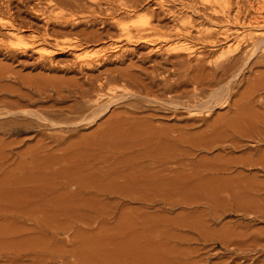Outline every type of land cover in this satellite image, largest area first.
<instances>
[{
	"label": "rangeland",
	"instance_id": "rangeland-1",
	"mask_svg": "<svg viewBox=\"0 0 264 264\" xmlns=\"http://www.w3.org/2000/svg\"><path fill=\"white\" fill-rule=\"evenodd\" d=\"M162 1L166 8L159 6ZM6 3L16 17L38 28V36L46 34L52 43L83 40L89 56L119 40L120 22L134 36L144 25L150 32L141 35L158 40L163 50L194 46L205 57L200 64L192 59L191 72L205 66L225 73L217 87L230 103L203 120L171 104L194 100L191 85L184 97L161 92L148 97L138 95L132 82L118 80L115 87L135 95L113 103L116 111L96 123H79L67 111L62 123L51 118L53 123H44L47 130L0 132V264H264V24L255 22L261 8L264 17V0H0L3 10ZM50 7L59 15L85 17L78 18L75 33L54 31L45 25V16L54 15ZM177 30L184 36L175 37ZM82 33L103 36L99 42ZM129 48L108 54L89 77L131 70L159 85L175 63L188 61L144 43ZM73 57L54 55L42 69L31 53L19 63L0 57V68L40 83H83ZM66 100L57 108L77 104Z\"/></svg>",
	"mask_w": 264,
	"mask_h": 264
},
{
	"label": "bare ground",
	"instance_id": "bare-ground-1",
	"mask_svg": "<svg viewBox=\"0 0 264 264\" xmlns=\"http://www.w3.org/2000/svg\"><path fill=\"white\" fill-rule=\"evenodd\" d=\"M8 1V0H5ZM95 1V0H94ZM99 1V0H98ZM99 3V2H98ZM7 4V6H6ZM5 8L6 10H3L0 7V30L1 31H5V34H0V57H3L4 60H12V61H16L18 62L20 59H23L24 57L26 58L27 55H29L30 53L32 55H37L38 56V60L41 61L39 63L38 61V65L37 68H43L45 62H49L52 61V57H54V55H59V54H63V53H71L74 57V70H76L78 72V74L81 76H83L82 78H86L83 83L76 81V83L74 84H68L67 86H61V85H54V83H40V82H36V81H30L28 79H22L18 76V74L13 71L10 68H0V132H2V135H18V134H25V133H31L33 131H35V129H44L47 130L45 128H48L49 126L44 124L46 122H51L50 120H55L57 122L62 123L61 121L63 120L64 116H66V112L68 111L70 116L74 118V120H79V123H83V122H88V123H96L98 122L99 119H102V117H104V115H108L109 113L113 114V111H116L114 108L116 107H112L111 105L116 102H119L120 100L124 99L125 97H132V95H135V93H131L128 94L125 92V90L123 89H119L117 87H115V83L118 82V80L123 81L127 84L129 83H133L135 88L138 91V95L140 94H144L145 96L148 97H156V93L161 92L162 94H182L183 97L185 95H187L186 90H184V88H186L187 86L191 85L193 87V92L195 95V99L194 100H189L187 104H181L180 102H171V104L173 106H175L176 108H181V109H185L186 111H188L190 114H193V116H197L198 115H202L204 118L203 120H205V116H209L212 112L217 111V109L221 108L222 106H226L229 105L228 103H230L228 101V99L224 98V93H223V89L220 87H217L221 81V79L223 78V76L225 75V73H223L222 75H220L219 71H214V70H207V68L205 66H201L200 68H198L196 74L194 72H191L192 66L195 67L194 65L191 66V64H193L194 62H192V59L198 58L201 60H197L196 62H200L202 63L204 61V54L201 53L202 52H198V49H196V47L194 46H188V47H181L184 45H170L167 46L168 48L166 50H163L165 46H160L159 44H157V42H159L158 40H154V39H149V37L145 38L144 35H141L142 33H145L147 31L150 32V29L148 28H142V27H138L137 25V34L136 36L133 35V33L128 29V26L126 27V25L122 22L117 23L116 25L119 27L121 34H120V38L119 40H114L112 43H110L111 41H109V43H104L106 45H104L102 48H100L98 51L95 50L93 52L94 56H89V52H85L88 56H86V54L83 52V50H85L84 48V43L78 39H75L73 41H69L66 43H60L62 41H60L59 43H52L50 39H52L51 37L47 36L45 34L46 37L43 36H38V28L34 29V24L30 23V22H26L25 20H21L20 18H18L19 16H15L12 13V8H11V4L6 3ZM94 4V3H93ZM112 5V4H111ZM39 6V4H38ZM100 6V4H99ZM159 6H161V8H163L165 6V4H163V1L160 2ZM33 8V7H32ZM41 9V7H39ZM81 8V7H80ZM111 8V7H110ZM114 8V7H113ZM166 8V7H164ZM95 9V8H94ZM34 10V9H33ZM39 10V9H38ZM44 10V9H43ZM42 10V11H43ZM51 10V7L50 9ZM93 10V9H92ZM32 11V10H31ZM122 11V10H121ZM120 11V12H121ZM127 11V10H126ZM264 11V10H263ZM48 12V10H47ZM52 14L54 15H48L47 17L45 16V13H40L37 12L36 10V14L37 17H43L45 16V18L43 17L42 19H45V25L47 27H52L55 28L54 31H56L58 28H62L63 29H71L69 30L72 31L73 33H75V29L76 27H78V23L79 20L81 19V17H85L83 16H79L80 19H78L79 17L76 18V16L70 14L68 17L61 14H57L55 13V9L50 11ZM49 12V13H50ZM60 12V11H59ZM86 12V11H85ZM92 12V11H90ZM106 12V11H105ZM125 12V10H124ZM123 12V13H124ZM48 13V14H49ZM95 13V12H94ZM117 13V12H116ZM33 14V13H32ZM89 14V13H88ZM186 14V13H185ZM18 15V14H17ZM35 15V13H34ZM68 15V14H67ZM91 15V14H90ZM115 15V14H114ZM118 14H116L117 16ZM258 18H256V23H260V24H264V17L262 15V8L260 9L259 13H258ZM5 16V17H4ZM88 16V15H86ZM111 16V15H110ZM36 17V19H37ZM95 17L96 14H95ZM94 17V18H95ZM99 17V16H98ZM91 18V17H90ZM115 18V17H114ZM96 19V18H95ZM116 19V18H115ZM192 19V18H191ZM86 21V20H85ZM147 21V20H146ZM52 22H54L52 24ZM117 22V21H116ZM114 23V22H113ZM138 23V22H137ZM188 23H191V21H189ZM145 24L147 25L148 23L145 22ZM256 24V25H257ZM259 24V25H260ZM80 25V24H79ZM104 25V24H103ZM149 25V24H148ZM45 26V27H46ZM91 26V25H90ZM134 26V25H133ZM212 26V25H211ZM216 26V25H215ZM255 26V25H253ZM264 26V25H263ZM261 26V28L263 27ZM151 27V26H150ZM154 27V26H153ZM218 27V26H217ZM258 27V25H257ZM40 28V27H39ZM48 28V30L50 29ZM57 28V29H56ZM104 28V27H103ZM135 28V27H134ZM152 28V27H151ZM256 28V27H255ZM118 29V30H119ZM156 29V28H152ZM214 29V27H213ZM47 30V31H48ZM51 30V29H50ZM60 30V29H59ZM58 30V31H59ZM40 31V29H39ZM156 31V30H155ZM183 31V30H182ZM181 30H177L175 37H183L184 34ZM185 31V29H184ZM27 32H31L32 33V38H27L28 36H30L29 33L28 35L26 34ZM158 32V31H157ZM228 32V30H227ZM230 32V31H229ZM52 33L54 34V36L56 35V33H54L52 31ZM52 33L48 34L51 35ZM62 33V32H61ZM59 31V35L61 34ZM66 32H64L65 34ZM71 33V32H70ZM89 33V32H88ZM155 33V32H153ZM186 33V32H185ZM189 33V32H188ZM68 34V33H66ZM84 34V36L86 38H91L93 37L98 39V41L100 42V40L102 39V34L103 33H99L98 35H96L97 33H95L92 36H89L88 34L82 33ZM109 34V33H107ZM152 34V33H151ZM156 34V33H155ZM190 34V33H189ZM222 34V33H221ZM226 34V33H225ZM224 34V35H225ZM228 34V33H227ZM260 36V33H257ZM27 35V36H26ZM73 35V34H72ZM78 35H81V33ZM96 35V36H95ZM52 36V35H51ZM147 36H149L147 34ZM157 36V35H156ZM187 36V35H186ZM223 36V35H222ZM226 36V35H225ZM75 37V35H74ZM80 37V36H79ZM161 37V36H160ZM165 37V36H164ZM169 37V36H168ZM167 37V38H168ZM173 37V36H172ZM173 37V38H175ZM228 40L230 38V34L227 35ZM255 37V38H257ZM55 39V38H54ZM89 39H85L90 41ZM114 39V38H113ZM170 39V38H169ZM168 39V40H169ZM226 39V38H224ZM264 39V37H263ZM166 40V42L168 41ZM173 40V39H170ZM55 41L57 42V40L55 39ZM97 40H95L96 42ZM165 41V40H164ZM86 42V41H85ZM87 43V42H86ZM102 43V42H101ZM138 43H144L145 45L148 46H153L154 51H164L170 55H175L176 58L175 59H182V55L187 56V60L186 61V57L183 58L185 59V61L181 62H177L178 64H174L173 62H171L169 59L168 61H170V63L174 64L175 69H173V71H169L170 73H168L169 75H171L170 77L166 76L162 79V82L159 83V85L155 82H153L152 80H155V78L153 77L152 80H150L148 83L145 81V79H143L141 77V75L138 74V72H131L130 71H119V70H114L110 73H104V74H100L99 76H97L96 78H91L89 77V73L94 72L99 70L100 68H102L108 57H110V55L108 56V54H124L126 52H128L129 50H131L129 48L130 45H135L137 46ZM100 44V43H99ZM173 44V43H172ZM215 44V43H214ZM88 45V43H87ZM86 45V46H87ZM187 45V44H186ZM185 45V46H186ZM207 45V44H206ZM216 45H218L217 43L215 44V47H217ZM85 46V47H86ZM160 46V47H159ZM89 47V46H88ZM87 47V48H88ZM91 47V46H90ZM96 49V48H95ZM86 51V50H85ZM93 51V50H92ZM92 53V52H91ZM173 53V54H171ZM167 54V55H168ZM171 56V57H172ZM124 57V56H123ZM169 58V56H168ZM174 58V57H173ZM3 60V59H2ZM109 60V59H108ZM173 61V60H172ZM175 61V60H174ZM109 62V61H108ZM167 62V61H166ZM181 62V63H180ZM212 62V61H211ZM210 62V63H211ZM216 62V61H215ZM15 63V62H14ZM19 63V62H18ZM199 63V64H200ZM206 63V62H205ZM13 64V63H12ZM168 64V63H167ZM218 64V63H217ZM14 65V64H13ZM46 65V64H45ZM162 65V64H161ZM209 66V65H208ZM9 67V66H8ZM160 67V66H159ZM158 67V69H160ZM211 67V66H210ZM230 67V66H229ZM46 69V66H45ZM133 69V68H132ZM143 69V68H142ZM162 69V68H161ZM70 70V69H69ZM125 70V69H124ZM165 70V69H164ZM163 70V71H164ZM106 72V71H105ZM141 72V70H140ZM155 72V71H153ZM225 72V71H224ZM151 73V72H149ZM147 73V75L149 74ZM166 73V72H164ZM153 74V73H152ZM159 74V73H158ZM162 74V72H161ZM145 75V74H144ZM160 76V75H158ZM173 77V78H171ZM26 78V77H25ZM78 79V78H77ZM161 79V78H160ZM125 83H122L123 85ZM121 84V85H122ZM126 86V85H124ZM228 88V87H227ZM188 89V88H187ZM226 90V89H225ZM231 92V91H230ZM130 93V92H129ZM67 94V95H66ZM228 94V93H226ZM137 95V94H136ZM159 94H157L158 97ZM226 97V96H225ZM136 98V97H135ZM138 98V96H137ZM136 98V99H137ZM66 99H73L77 104L75 106H70V108L68 110H66L65 108H57L59 105H62ZM107 99V101H106ZM133 98H131L132 100ZM135 99V100H136ZM106 102H105V101ZM127 100V99H126ZM138 100V99H137ZM136 100V101H137ZM151 100V99H150ZM154 100V99H153ZM68 101V100H66ZM128 101V100H127ZM144 101V99H143ZM73 102V101H72ZM138 102V101H137ZM148 102V101H147ZM151 102V101H150ZM48 103H52V105L50 106H46L48 105ZM129 103V102H128ZM132 103V102H131ZM119 104V103H116ZM137 104V103H136ZM144 104V103H143ZM142 104V105H143ZM64 105V104H63ZM74 105V104H73ZM155 105V104H154ZM166 105V104H164ZM119 106V105H118ZM131 106V105H130ZM140 106V104H139ZM138 106V108H139ZM172 106V108H174ZM225 106L222 108L224 109ZM37 107V108H35ZM136 107V106H135ZM171 107V105H170ZM219 107V108H218ZM227 107V106H226ZM35 108V109H34ZM124 108V107H123ZM137 108V109H138ZM162 108V107H161ZM169 108V106H168ZM167 108V109H168ZM112 109H114L112 111ZM132 109H134L132 107ZM171 109V108H170ZM169 109V110H170ZM136 110V109H134ZM132 110V113L133 111ZM141 110V109H140ZM167 110V111H169ZM176 110V109H175ZM173 110L174 114L176 113V111ZM184 110V111H185ZM130 110H128V113L131 114V112H129ZM172 110H170L169 112H171ZM118 112V111H117ZM126 110L124 111L125 114ZM137 112V111H136ZM142 112V111H141ZM172 112V113H173ZM104 113V114H103ZM121 113V111H120ZM182 113V112H181ZM110 114V116H111ZM127 114V112H126ZM135 114V113H134ZM134 114L132 116H134ZM117 115V114H116ZM122 115V114H121ZM176 115V114H175ZM102 116V117H101ZM105 116V117H106ZM113 116V115H112ZM115 116V115H114ZM127 118L129 117L128 115H126ZM194 116V117H195ZM116 117V116H115ZM125 117V116H124ZM192 117V116H191ZM51 118V119H50ZM117 118V117H116ZM115 118V119H116ZM133 118V117H131ZM210 118V117H209ZM129 119V118H128ZM175 119V118H174ZM73 120V119H72ZM120 120V119H119ZM146 120V119H145ZM67 121V120H65ZM71 121V120H70ZM43 122V124L41 123ZM72 122V121H71ZM77 122V121H76ZM118 122V121H116ZM126 122V121H124ZM133 122V121H131ZM67 123V122H66ZM70 123V122H69ZM121 123V121H120ZM128 123V122H127ZM126 123V124H127ZM64 124V123H63ZM74 124V122L72 123ZM59 127V124H57ZM115 125V124H114ZM78 126V125H77ZM76 126V127H77ZM127 126V125H126ZM138 126V125H137ZM140 126V125H139ZM154 126V125H153ZM72 127V126H71ZM120 127V126H119ZM55 128V126H54ZM53 128V129H54ZM64 128V127H63ZM78 128V127H77ZM135 128V127H134ZM138 128V127H137ZM141 128V127H140ZM251 128V127H250ZM67 129V128H66ZM139 129V128H138ZM152 129V128H151ZM55 130V129H54ZM64 130V129H63ZM73 130H75L73 128ZM77 130V129H76ZM140 130V129H139ZM60 131V130H59ZM252 131V130H251ZM40 132V131H39ZM134 132H136L134 130ZM155 132V131H154ZM250 132V131H249ZM251 133V132H250ZM255 133V132H254ZM39 134V133H38ZM131 134V133H130ZM134 134V133H133ZM137 134V132H136ZM40 135V134H39ZM132 135V134H131ZM253 136V135H252ZM54 137V136H53ZM51 137V138H53ZM56 137V136H55ZM169 137V136H168ZM256 137V136H255ZM48 139V137H46ZM50 138V137H49ZM56 139V138H55ZM58 139V138H57ZM50 140V139H49ZM53 140V139H51ZM188 140V139H187ZM162 141V140H161ZM54 143V141H52ZM58 142V140H57ZM60 142V140H59ZM58 142V143H59ZM182 142V141H181ZM263 141H261L262 144ZM1 143V141H0ZM21 143V142H20ZM19 143V144H20ZM40 142H38L39 144ZM46 143V142H45ZM44 143V145H45ZM257 144V143H256ZM1 145V144H0ZM63 145V144H62ZM61 145V146H62ZM6 146V145H4ZM38 146V145H37ZM230 146V145H229ZM13 147V146H12ZM52 147V146H51ZM257 147V146H255ZM254 147V148H255ZM38 148V147H37ZM6 149V148H5ZM10 149V148H9ZM235 149V148H234ZM236 150V149H235ZM257 151V150H256ZM255 151V152H256ZM263 153V151H262ZM60 154V153H59ZM62 154V153H61ZM258 154V153H257ZM194 155V154H193ZM251 155V154H248ZM253 155V154H252ZM162 158V157H161ZM16 159V158H15ZM21 159V158H20ZM244 159V158H243ZM243 159L241 161H243ZM249 159V158H248ZM247 159V162H248ZM225 160V159H224ZM240 161V162H241ZM228 162V161H227ZM252 162V161H251ZM232 163V162H230ZM234 163V162H233ZM249 163V162H248ZM264 163V162H263ZM239 164V163H238ZM241 164V163H240ZM243 164V163H242ZM251 164V163H250ZM260 164V163H259ZM227 165V164H226ZM261 165V164H260ZM169 166V165H168ZM238 166V165H237ZM250 166V165H249ZM263 166V165H262ZM224 167V166H223ZM233 167V166H232ZM256 167V166H255ZM58 169V168H57ZM83 169V168H82ZM255 169V168H254ZM259 169V168H258ZM15 170V169H14ZM261 170V169H260ZM263 170V169H262ZM173 171V170H172ZM218 171V170H217ZM223 171V170H222ZM264 171V170H263ZM11 173V172H10ZM215 174V173H214ZM229 181V180H228ZM173 183V182H172ZM223 183V182H221ZM256 183V182H255ZM242 184V183H241ZM259 184V183H258ZM238 185V184H237ZM243 186V185H242ZM236 187V186H235ZM58 190V189H57ZM238 190V189H237ZM254 191V190H253ZM261 193V192H260ZM263 194V193H262ZM217 196V195H216ZM240 196V195H239ZM226 197V196H225ZM237 197V196H236ZM243 198V197H242ZM245 198V197H244ZM218 199V198H217ZM264 199V198H263ZM231 200V199H230ZM176 202V201H175ZM261 202V201H260ZM244 203V202H243ZM247 203V201H246ZM250 203V202H249ZM207 204V203H206ZM240 205V204H239ZM252 205V204H251ZM250 205V206H251ZM7 206V205H6ZM244 206V205H243ZM255 206V205H254ZM256 207V206H255ZM235 209V208H234ZM248 209V208H247ZM219 210V209H218ZM242 210V209H241ZM59 211V210H58ZM254 211V210H253ZM262 211V210H261ZM261 211L258 212L261 214ZM232 212V211H231ZM208 213V212H207ZM215 214V213H214ZM51 215V214H50ZM249 215V214H248ZM58 216V215H57ZM222 216V215H221ZM244 216V215H243ZM252 216V215H251ZM254 216V215H253ZM260 216V215H259ZM258 216V217H259ZM263 216V214H262ZM221 218V217H218ZM262 218V217H261ZM41 219V218H40ZM65 219V218H64ZM207 219V218H206ZM254 219V218H253ZM263 219V218H262ZM60 220V219H59ZM195 220V219H194ZM204 220V218H203ZM219 220V219H218ZM217 220V221H218ZM173 221V220H172ZM196 221V220H195ZM221 222V221H220ZM202 224V223H201ZM224 224V223H223ZM195 225V224H194ZM203 225V224H202ZM206 225V224H205ZM210 225V224H209ZM55 226V225H54ZM229 227V226H228ZM181 228V227H180ZM183 228V227H182ZM222 228V226H221ZM227 228V227H224ZM230 228V227H229ZM61 229V228H60ZM161 230V229H160ZM210 230V229H209ZM213 231V230H212ZM223 231V230H222ZM230 231V230H229ZM228 231V232H229ZM253 231V230H252ZM227 232V231H226ZM227 232V233H228ZM163 233V232H162ZM207 233V231H206ZM212 233V232H211ZM231 234V233H230ZM177 235V234H176ZM179 235V234H178ZM249 235V234H248ZM252 235V233H251ZM175 236V235H174ZM222 236V235H221ZM73 237V236H72ZM253 237V236H252ZM153 238V237H152ZM164 238V237H163ZM167 238V237H166ZM223 238V237H222ZM227 238V237H225ZM235 238V237H234ZM238 238V236H237ZM254 238V237H253ZM155 239V237L153 238ZM212 239V237H211ZM210 239V240H211ZM233 239V238H232ZM231 239V240H232ZM239 239V238H238ZM252 239V238H251ZM169 240V239H168ZM190 240V239H189ZM254 240V239H253ZM258 240V239H256ZM152 241V240H151ZM174 241V240H173ZM177 241V240H176ZM180 241V240H179ZM184 241V240H183ZM204 241V240H203ZM212 241V240H211ZM227 241V240H226ZM225 241V242H226ZM230 241V240H229ZM255 241V240H254ZM241 242V240H240ZM160 243V242H159ZM158 243V244H159ZM191 244V243H190ZM193 244V243H192ZM239 244V243H238ZM236 244V245H238ZM246 243H244L245 245ZM251 244V243H250ZM229 245V244H228ZM235 245V246H236ZM241 245V244H240ZM239 245V246H240ZM227 246V243H226ZM238 246V247H239ZM245 246H248L247 244ZM260 246V245H259ZM69 247V246H68ZM167 247V246H166ZM228 247V246H227ZM250 247V245H249ZM241 248V247H240ZM246 248V247H245ZM244 248V249H245ZM228 249V248H227ZM148 250V249H147ZM201 250V249H200ZM230 250V249H229ZM261 250V249H260ZM163 251V250H162ZM199 251V250H198ZM233 251V250H232ZM240 251V249H239ZM259 251V250H258ZM257 251V252H258ZM156 252V251H155ZM160 252V251H159ZM200 252V251H199ZM263 252V251H262ZM164 253V252H163ZM182 253V252H181ZM157 254V253H156ZM248 254V253H247ZM258 254V253H257ZM65 255V254H64ZM164 255V254H163ZM184 255V254H183ZM198 255V254H197ZM188 259V258H187ZM190 259V258H189ZM150 261V259H149ZM187 261V260H186ZM203 261V260H202ZM92 262V261H91ZM206 262V261H205ZM254 262V261H253ZM95 262L91 263L94 264ZM119 263V262H118ZM144 263V262H143ZM183 263V261H182ZM186 263V262H184ZM120 264V263H119ZM150 264V263H149ZM155 264V263H154ZM194 264V263H193ZM218 264V263H217ZM251 264V263H250Z\"/></svg>",
	"mask_w": 264,
	"mask_h": 264
}]
</instances>
